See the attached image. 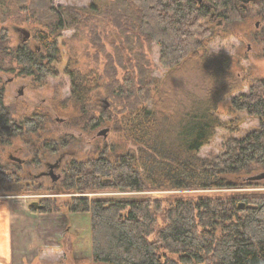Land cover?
Here are the masks:
<instances>
[{
  "label": "trees",
  "instance_id": "16d2710c",
  "mask_svg": "<svg viewBox=\"0 0 264 264\" xmlns=\"http://www.w3.org/2000/svg\"><path fill=\"white\" fill-rule=\"evenodd\" d=\"M253 2L259 3L264 18V0ZM98 8L97 19L105 25L133 35L141 46L143 43L156 44L161 67L170 70L182 65L211 37L206 19L212 11L220 9L228 23L244 20L245 12L238 0H98L91 10L78 6L56 8L52 0H32L23 10L28 13L25 19H31L40 27L34 36L42 44L46 58L53 60L59 51L58 37L62 31L87 27L93 20L90 12ZM90 34L93 47L105 51L108 35L95 23L90 27ZM9 37L8 29L0 27V69L10 57L13 62L18 61L25 72L47 76L42 73L47 68L42 64L45 59L42 53L36 54L27 47L8 49ZM124 49L123 44L118 48ZM106 59L110 64L106 70L110 80L108 94L113 101L109 107L83 106V120L94 127L104 122L115 123L114 131L123 134L137 149L129 148L125 155L112 160L106 143L99 158L73 162L67 167L60 187L57 186L61 192L79 194L72 200L70 212L90 216L94 261L107 264H264V192H216L262 182L243 181L248 176L242 173H249L254 165L264 168V79L249 82L248 92L233 97L230 102L231 110L257 119L259 126L242 137H229L222 154L203 159L200 151L218 129L234 131L231 127L234 121L222 122L216 113L219 101L203 113H189L180 119L176 116L166 118L151 99L152 79L149 76L152 70L146 69L150 62L144 55L137 65H130L139 68L140 77L130 69L131 76L123 83L117 79L113 55L107 54ZM84 83L74 81L73 96L80 103L85 99ZM222 98L223 95L220 101ZM24 125H16L4 105L0 87V133L18 135L23 132ZM34 125L28 124L27 130H34ZM19 175L3 169L0 162V196L7 194V186L15 184ZM106 189L213 192L178 197L167 208L162 199L153 197L91 199L87 196V193ZM42 203L43 210L32 207L31 210L57 211L55 202L44 200ZM160 214L164 215L165 225L158 228Z\"/></svg>",
  "mask_w": 264,
  "mask_h": 264
},
{
  "label": "rangeland",
  "instance_id": "374dc122",
  "mask_svg": "<svg viewBox=\"0 0 264 264\" xmlns=\"http://www.w3.org/2000/svg\"><path fill=\"white\" fill-rule=\"evenodd\" d=\"M31 1L0 0V27L9 31L8 49H17L20 45L15 27L29 30L32 38L28 47L34 50L35 46H40V53L45 57L44 64L51 71L47 75L49 77L41 74L42 78L39 73L27 74L23 66L16 60L13 62L10 57L0 69V87L5 86L6 90L4 105L13 119L21 123L35 113L46 115L37 132L26 133L29 131L25 130L19 137H12L8 143L0 142V162L3 169L12 172L17 170L18 175L20 174V179L7 186V194L3 196L7 197L8 210L11 209L14 213L11 220L12 238L10 237L9 242L13 256L9 253V259L4 264H107L93 259L89 214L70 212L71 202L79 194L59 193L57 186L47 178L35 182L30 178L24 179L9 155L25 159L26 171L37 174L45 170L46 162H54L60 154H69V161L61 170L64 174L73 162L99 158L106 143L109 144L112 160L116 156L125 155L129 148L137 149L133 142L126 141L123 134L114 131L115 123L104 122L94 127L83 120V106L109 107L113 101V97L108 94L110 80L106 76V70L110 64L106 59L107 54L113 55V67L118 72L117 79L120 83L131 76L130 69L140 77L139 68H132L130 65H137L139 58L144 55V59L150 62V67L146 69L152 70L149 76L152 84L147 78L152 90L151 99L158 104L159 111L166 118L176 116L180 119L189 113H203L219 101L216 113L222 122L233 120L231 127L234 131L218 129L210 143L201 149L199 156L207 159L222 154L229 137H242L259 126L257 119L244 112L231 110L230 102L233 97L248 92L249 82L264 79V18L258 2L244 6V20L240 22L228 23L222 17L220 9L212 11L215 16L210 14L206 19L211 37L204 41L202 48L190 54L182 65L170 70L161 67L160 50L156 44L143 43L141 46L133 35L117 32L112 26L105 25L97 19L99 8L90 12L93 20L89 21L87 27L62 31L58 37L57 57L49 60L46 53L42 52V44L34 36L40 27L31 19H25L28 13L23 8ZM52 2L56 8L78 6L91 10L92 4L98 0ZM93 23L108 35L105 38L106 50L103 52L90 42V27ZM132 42L134 44L131 47ZM121 44L125 47L124 51L118 50ZM121 58L122 61L119 62ZM13 78L14 81L8 83ZM74 81L85 82V99L81 103L73 96ZM20 85L24 86V95L17 97ZM79 92L82 90L79 89ZM95 112L100 115L99 110ZM104 129L110 130L106 138L99 136ZM19 149L21 151L15 154ZM262 172L264 168L254 165L253 170L242 173V176ZM237 191L264 192V181L241 186L237 190L216 192L231 194ZM209 192L213 191L131 192L106 189L87 193V196L91 199L153 197L162 199L167 208L178 197H197ZM44 200L55 202L57 211L40 213L31 210V202ZM157 217L158 228H161L165 225L164 215Z\"/></svg>",
  "mask_w": 264,
  "mask_h": 264
},
{
  "label": "flooded vegetation",
  "instance_id": "af4514ba",
  "mask_svg": "<svg viewBox=\"0 0 264 264\" xmlns=\"http://www.w3.org/2000/svg\"><path fill=\"white\" fill-rule=\"evenodd\" d=\"M252 2H250V3H252ZM240 3H241V6H245V5H243L242 0H240ZM248 4H246V5H248ZM211 16L214 17L215 14L212 13ZM18 28H22V27H15V29H14L15 32L18 33V35H19V42H20L19 48L27 47L28 49H30L28 47V44H29V41L32 38V35L30 36V38L28 40H25L24 41V35L22 33H20V32L17 31ZM30 50L32 52L36 53V54H39L41 48H40V46L39 47L38 46H35V49L34 50H32V49H30ZM44 61L45 60L42 61L43 66H45ZM43 72L46 75H49L51 71H50L49 67H47L46 69H44V71H42V73ZM27 74L33 75L31 73H27ZM47 77H49V76H47ZM13 81H14V78L13 79H10L8 83H12ZM1 89L3 90L4 97H5V95H6L5 86L4 87L2 86ZM17 95H18L17 97H22L24 95V86L23 85H20L19 86V89L17 90ZM44 117H46V115L43 114V113H35L32 117L26 118L21 123L16 122V125L18 127H21L23 125V123H25L23 132L19 133L18 135H11V136H4V135H2L0 133V142L1 143H8L9 140L12 137H19L20 135H22L25 132V130H27V125L28 124H31L32 126L35 124L34 125L35 128H34V130H27L29 132H26V133H35V132H37L38 131V128H39V124L43 120ZM102 132L103 131H101L99 133V136H103L104 137V135L101 134ZM108 133H110V132H108ZM106 137H104V138H106ZM49 144H52V143L49 142ZM52 149H54V148H52ZM20 151H21V149L15 151V154L19 153ZM70 156H71V154H70ZM9 159L13 163L16 164L17 169H20V173L23 175L24 179H25V177L26 178H30L31 181L35 182V181H39L41 179L47 178V179L50 180L51 184H54L55 186L60 187L59 184H61V180H62V178L64 176V174H63V172H61V170H62L63 165L69 161L68 160L69 159V154H64V153L63 154H60L54 162H46L45 165H44L45 170H42V171H40L37 174H33L30 171H28V170L26 171V169H25L26 160L25 159H22V158L18 157L17 155H14V154H10L9 155ZM18 160H20V161H18ZM16 172H17V170H16ZM58 187H56V190L58 192H60L61 189L58 188ZM32 203H37V204H34L33 206H31ZM38 206H43V208L42 209H39ZM30 207L36 208L37 210H43L45 208V205L42 203V201H39V202L33 201V202L30 203Z\"/></svg>",
  "mask_w": 264,
  "mask_h": 264
},
{
  "label": "crops",
  "instance_id": "0c3cea01",
  "mask_svg": "<svg viewBox=\"0 0 264 264\" xmlns=\"http://www.w3.org/2000/svg\"><path fill=\"white\" fill-rule=\"evenodd\" d=\"M7 197L0 196V264H4L9 257L10 252V237L12 238V210H8ZM10 203V202H9ZM11 235V236H10ZM13 256V253H11ZM11 256V255H10Z\"/></svg>",
  "mask_w": 264,
  "mask_h": 264
},
{
  "label": "water",
  "instance_id": "95a60500",
  "mask_svg": "<svg viewBox=\"0 0 264 264\" xmlns=\"http://www.w3.org/2000/svg\"><path fill=\"white\" fill-rule=\"evenodd\" d=\"M199 2H202V0H198ZM254 0H242L243 5L248 4L250 2H252ZM18 32L22 33L24 35V41L28 40L31 36V33L29 30L25 29V28H18L17 30ZM109 129H104L103 132L101 133L102 135H104V137H106L108 135ZM20 161V160H18ZM243 181H248V182H260V181H264V172L256 174V175H251L248 176L246 178H243ZM34 204L37 203H32L31 206H33ZM39 209H42L43 206H38Z\"/></svg>",
  "mask_w": 264,
  "mask_h": 264
},
{
  "label": "bare ground",
  "instance_id": "6f19581e",
  "mask_svg": "<svg viewBox=\"0 0 264 264\" xmlns=\"http://www.w3.org/2000/svg\"><path fill=\"white\" fill-rule=\"evenodd\" d=\"M63 40V39H62ZM79 96V95H78Z\"/></svg>",
  "mask_w": 264,
  "mask_h": 264
}]
</instances>
